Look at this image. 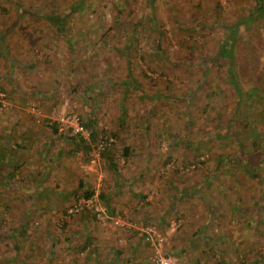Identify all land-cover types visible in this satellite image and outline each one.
Returning a JSON list of instances; mask_svg holds the SVG:
<instances>
[{
    "label": "rangeland",
    "instance_id": "374dc122",
    "mask_svg": "<svg viewBox=\"0 0 264 264\" xmlns=\"http://www.w3.org/2000/svg\"><path fill=\"white\" fill-rule=\"evenodd\" d=\"M248 1L0 0V34L6 29L0 154L6 162L13 156L0 169V264H155L156 250L171 264H264V123L256 143L240 117L219 141L214 95L185 97L199 77L200 58L211 57L221 37L219 28L208 27L214 13L232 24L246 14ZM78 2L83 10L69 8ZM149 6L158 33L146 21ZM62 12L64 30L56 31L46 15ZM139 17L127 57L120 49L129 34L116 37L115 21L132 28ZM156 34L161 50L149 57L145 43ZM210 70L206 88L218 82L221 100H231L224 67ZM102 79L109 86L97 92L92 111L85 90ZM204 103L209 108L198 117L194 104ZM230 111L226 105L225 114ZM91 112L99 142L69 154L75 145L59 136L75 135L70 118ZM111 132L122 141L109 138ZM122 145L130 148L127 158ZM104 147L114 168L102 158ZM194 153L204 161L198 170L189 164ZM25 223L27 234L11 237Z\"/></svg>",
    "mask_w": 264,
    "mask_h": 264
},
{
    "label": "trees",
    "instance_id": "16d2710c",
    "mask_svg": "<svg viewBox=\"0 0 264 264\" xmlns=\"http://www.w3.org/2000/svg\"><path fill=\"white\" fill-rule=\"evenodd\" d=\"M154 0H149V5L152 6ZM248 5L245 8L246 14L243 15L239 20L232 24H228L224 18H220L218 13H214L216 15L215 20L212 24L208 25V27L212 26L213 28H219L221 33V37L217 38V48L215 49L214 53L211 55V57H201L200 63L197 64V69L199 70V77L197 79V82L194 86V88L190 89L188 93H186V98L190 99L191 96L200 93H207L209 95H214V97L217 99L221 109L218 110L217 113V122L214 125V132L213 135L219 140H223L227 137V133L231 128L234 129L232 125V121L236 118H241V121L243 123V127L248 131L249 135L251 136L252 143H256L257 137L259 136L260 132L259 130L263 128L264 133V126H261V123H264V66L262 69L258 68L257 64L264 61V0H249ZM125 6H128L130 8L133 5V2H125ZM150 8V14L147 16L146 21L151 25V27L154 29L156 33H158V26L160 27V22L154 15L151 7ZM18 12L20 15L25 14V9L22 8L20 4H18ZM70 9H77V11L83 10V6L81 2H78L75 5H72L69 7ZM69 9V10H70ZM89 9V8H88ZM199 9L197 5V10ZM90 10V9H89ZM2 11L0 12V15ZM65 14L61 13L59 15H46V20L51 25H54V30L56 31H63L64 30V22H65ZM142 17V15H140ZM135 20V23L133 24L132 28L124 27L122 25L125 22L122 21H115V26L117 29L115 36L121 37L123 34V38L125 39L127 36L124 35V32L128 31L129 37L128 40L124 42V45L120 49V54H122V51L125 52V56H130V49L133 48L132 40L136 36V32L139 30V25L143 22L140 21V18ZM127 20V19H126ZM123 26V27H122ZM202 26V25H201ZM205 27V25L203 24ZM5 29V28H4ZM3 29V30H4ZM6 30V29H5ZM2 31L0 34V43L3 45L5 44V32ZM121 32V34H120ZM65 35V34H64ZM157 35V34H156ZM155 35V36H156ZM125 36V37H124ZM149 36V35H148ZM155 36H149L147 42L145 43L147 45L145 49V54L147 56H154L157 55V52L160 51V39L157 35V39H155ZM121 37V38H122ZM68 39V38H67ZM197 43V42H196ZM196 45V44H195ZM3 47V46H2ZM136 54L138 52L137 48ZM142 49V47H141ZM96 50H99L98 48ZM116 50V49H115ZM143 53H140L141 58H145ZM262 61H261V59ZM46 59V57H45ZM45 63L48 65L49 61H45ZM205 63V67L201 64ZM221 65L224 67V81L223 85L230 87V94L232 95L231 100L223 101L222 98V89L220 88V84L217 82V85L214 87L212 91H209V89L206 88V78L208 76V73L211 71L210 69L213 68L214 65ZM264 64V62H263ZM129 68V67H128ZM127 68V69H128ZM127 75L129 76V79L131 81V84L134 87H137V84L135 80H133L131 73L129 72V69L126 71ZM142 73H144L142 71ZM169 76L168 74H166ZM128 79L122 80L125 87H127L130 83ZM99 83H95L96 89H86L85 93L87 94V105L88 107L93 111L95 108V95L97 92H99L101 89L104 88V86H109L108 83H105L104 79L98 81ZM5 85L0 83V93L5 91ZM53 96V92H50ZM50 96V95H49ZM175 97V96H173ZM221 103L225 104L221 107ZM228 105L231 107V111L228 115L225 114V106ZM191 102L187 105V109H191ZM123 109L124 107H120ZM194 108L196 109L197 116L199 117L202 112H206L209 108L208 103L194 104ZM244 108L245 113L241 114L240 111ZM86 119H83L79 115V121L81 125L90 131V139L87 141L80 135H60L59 137L62 138L66 142H70L75 145L76 149H71L68 151L69 154H73L76 151L75 150H84L86 151L89 149L87 146L88 144H94L98 143L100 132L97 129L96 122L94 120L93 113L91 112L89 115H86ZM190 116H188V119H190ZM192 119L195 118V116H191ZM149 119V118H147ZM118 122H123V118L119 117ZM122 123H119L118 126H120ZM262 127V128H259ZM56 125H51V131L54 135L57 134ZM148 128V127H146ZM221 128V130H218ZM105 133V131H104ZM106 134V133H105ZM114 138L117 141H122L119 137L118 132H111V135H109V138ZM108 138V139H109ZM108 139H106V142H108ZM217 140V141H218ZM100 144V143H99ZM188 149H191V145H188ZM107 148L104 147L103 150ZM103 152V157L105 160H107L111 166L114 168V163L111 158L110 151L108 149H105ZM101 152V154H102ZM210 153V152H208ZM100 154V155H101ZM120 154L123 158H127L130 154V148L127 145H122V149L120 150ZM0 154V169H4L5 167H9L11 165L10 161L13 159V156H10V161H4L1 158ZM200 153H194L192 159L193 161H189V164H193V169L198 170V164L204 163V161H199ZM207 158V157H206ZM170 159V158H169ZM205 159V158H204ZM225 160L223 155L219 157L215 162V168H220L222 161ZM185 168V167H183ZM213 169L215 172L216 169ZM245 168V165H244ZM247 169L248 166H246ZM17 167H13L11 173L8 174V176H13L14 172L16 171ZM1 170V171H2ZM177 170V169H176ZM188 170V169H187ZM194 171V170H193ZM0 178H2V175H0ZM5 182H8L7 179H4ZM8 184V183H7ZM202 183H200L201 185ZM176 193H179L178 189H175ZM185 195L186 193L192 194L194 190L192 189H184L183 190ZM183 193V194H184ZM87 196H90L89 194ZM263 195H261V198ZM101 199H106L104 195H100ZM145 199V197H142V199ZM26 229H27V223L23 224L18 231L13 230L11 237H17V236H24L26 235ZM204 230V229H203ZM11 232V231H10ZM89 240L86 239L84 245L82 246V250H84L89 245ZM174 254H178L176 251ZM21 264H25V261Z\"/></svg>",
    "mask_w": 264,
    "mask_h": 264
},
{
    "label": "built area",
    "instance_id": "2783aa9c",
    "mask_svg": "<svg viewBox=\"0 0 264 264\" xmlns=\"http://www.w3.org/2000/svg\"><path fill=\"white\" fill-rule=\"evenodd\" d=\"M68 124L72 128L70 129L75 135L78 134L87 141L90 139V131L81 125L79 119L71 117L68 121ZM109 141H112V139H109ZM152 262H154L155 264H171L170 258L163 257L160 250L155 251Z\"/></svg>",
    "mask_w": 264,
    "mask_h": 264
}]
</instances>
